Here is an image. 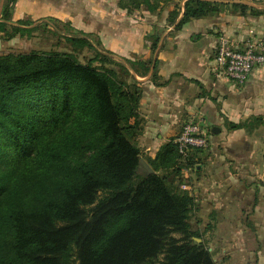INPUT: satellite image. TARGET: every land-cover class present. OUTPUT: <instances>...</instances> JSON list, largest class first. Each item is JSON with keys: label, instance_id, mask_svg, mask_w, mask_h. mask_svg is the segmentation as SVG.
Instances as JSON below:
<instances>
[{"label": "trees", "instance_id": "obj_1", "mask_svg": "<svg viewBox=\"0 0 264 264\" xmlns=\"http://www.w3.org/2000/svg\"><path fill=\"white\" fill-rule=\"evenodd\" d=\"M170 1L119 5L157 12ZM15 2L2 6L1 38L39 28L29 18L13 23ZM222 6L262 13L242 2L186 0L183 13L176 7L168 20L180 30ZM81 33L65 36L72 52L0 56V139L19 156L0 170V264H216L209 248L189 238L194 197L175 183L202 150L184 159L174 138L150 159L152 171L140 166L138 77L154 64L156 80L158 59L118 60ZM161 37L146 35L154 53ZM86 48L95 55L81 61L78 53ZM257 120L264 122H251ZM103 191L108 194L99 197Z\"/></svg>", "mask_w": 264, "mask_h": 264}, {"label": "crops", "instance_id": "obj_2", "mask_svg": "<svg viewBox=\"0 0 264 264\" xmlns=\"http://www.w3.org/2000/svg\"><path fill=\"white\" fill-rule=\"evenodd\" d=\"M119 1L16 0L12 21L16 23L24 18L68 21L76 30L97 38L102 48L122 59H158L156 80H152L154 64L148 76L138 77L143 88L139 109L142 169H147L145 163L152 169L150 159L163 144L176 138L193 115L203 119L207 130L211 123L220 130L219 126L225 121L240 123L254 117L264 119V65L256 68L246 83L237 85L222 77L215 63L216 48L222 35L239 47L251 36V31L256 38L264 39V0H259L263 5L252 0H217L242 2L262 13L254 15L248 10L242 15L230 7L192 19L180 30H176L175 25L170 26L168 17L176 7L183 13L186 0H173L174 3L157 12L145 8L128 12L120 7ZM163 30L160 46L154 53L146 35ZM234 131L246 133L244 128ZM244 136L246 139L242 141L232 135L227 144L237 163L252 164V141ZM260 178L264 179V175ZM262 206L264 202L255 214L258 215ZM251 223L240 220L234 227L250 225L254 229L251 236L264 244V220L257 218ZM247 234L249 230L240 237Z\"/></svg>", "mask_w": 264, "mask_h": 264}, {"label": "rangeland", "instance_id": "obj_3", "mask_svg": "<svg viewBox=\"0 0 264 264\" xmlns=\"http://www.w3.org/2000/svg\"><path fill=\"white\" fill-rule=\"evenodd\" d=\"M252 1L257 5H263V1ZM170 3L174 1L171 0L163 7ZM178 4L179 2L176 6ZM228 8L230 6L221 7L222 10ZM35 24L39 25V28L31 35L0 37V56L31 50L72 52L73 46L65 36L82 35V31L76 30L68 21L46 18L35 21ZM91 39L99 49L105 51L101 44H98L97 38L91 36ZM94 55L95 50L89 48L78 53L81 61H87ZM113 55L118 60H125ZM250 122L251 119L244 127L246 133L230 129L228 121L221 123L217 133L214 131V123L209 124L208 146L197 154L195 164L185 168L175 178V183L190 191L194 197L189 238L209 248L216 264H264V244L251 236L254 229L250 225L234 227V224L240 220L251 225V222L256 221L257 218L264 220L263 206L258 215L255 214L256 209L264 202V179L260 178L264 175V122L257 120L249 124ZM244 134L252 141L253 156L251 157L254 162L252 164H245L243 161L237 163L227 144L232 135L236 140H245ZM14 153L15 151H11V147L0 139V170L14 166V160L19 159ZM244 175L247 176L243 177ZM107 194V191H103L99 197ZM91 207L87 206L88 209ZM246 230H249V234L240 237ZM173 235L182 238L185 234L176 232ZM160 257L162 259L163 255Z\"/></svg>", "mask_w": 264, "mask_h": 264}, {"label": "built area", "instance_id": "obj_4", "mask_svg": "<svg viewBox=\"0 0 264 264\" xmlns=\"http://www.w3.org/2000/svg\"><path fill=\"white\" fill-rule=\"evenodd\" d=\"M242 47L236 46L227 36H220L216 48L215 63L220 75L237 85L246 83L251 73L264 65V39L256 38L253 31ZM178 151L188 158L195 150L208 146V130L202 118L191 116L174 139Z\"/></svg>", "mask_w": 264, "mask_h": 264}, {"label": "water", "instance_id": "obj_5", "mask_svg": "<svg viewBox=\"0 0 264 264\" xmlns=\"http://www.w3.org/2000/svg\"><path fill=\"white\" fill-rule=\"evenodd\" d=\"M3 4H4V0L1 1L0 12H1V10H2V6H3ZM214 131H215V132H218V131H219V128H218V127H215V128H214ZM143 163H144L143 160L140 159V166H141V164H143ZM145 165H146V168H147L149 171H152V169H151L146 163H145ZM197 240L200 241L199 238H197Z\"/></svg>", "mask_w": 264, "mask_h": 264}]
</instances>
